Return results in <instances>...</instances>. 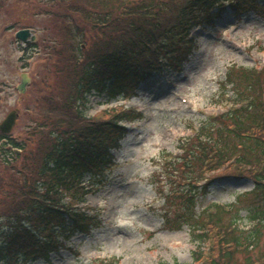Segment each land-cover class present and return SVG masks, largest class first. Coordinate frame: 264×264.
Masks as SVG:
<instances>
[{
  "label": "trees",
  "instance_id": "16d2710c",
  "mask_svg": "<svg viewBox=\"0 0 264 264\" xmlns=\"http://www.w3.org/2000/svg\"><path fill=\"white\" fill-rule=\"evenodd\" d=\"M255 9L264 11V0H18L15 24L25 27L28 10L49 18L52 36L41 48L49 68L24 110L27 130L0 133V264L50 261L64 240L99 226L86 198L107 182L126 123L140 115L120 109L86 119L87 96L105 95L107 103L135 96L156 74L180 70L194 29L228 10ZM228 86L226 112L191 127L179 152L162 156L163 228L189 229L195 264H264V66H230L222 93ZM220 170L217 178H248L253 189L197 212ZM242 209L249 228L238 223Z\"/></svg>",
  "mask_w": 264,
  "mask_h": 264
},
{
  "label": "rangeland",
  "instance_id": "374dc122",
  "mask_svg": "<svg viewBox=\"0 0 264 264\" xmlns=\"http://www.w3.org/2000/svg\"><path fill=\"white\" fill-rule=\"evenodd\" d=\"M0 13V123L16 110L18 117L12 137L27 130L24 110L36 97V85L48 67L42 44L51 39L49 18L26 11L25 27L36 35V46L22 48L14 34L20 28L18 0H4ZM193 48L187 52L180 70L165 69L162 74L142 83L130 100L107 103L105 95L87 96L84 116L97 119L120 109L135 110L140 117L126 123L128 134L121 149L114 152L115 166L105 186L86 198L85 208L97 215L99 226L90 234H76L64 240L50 261L26 264H194L189 229L163 228L162 209L168 187L159 175L160 161L166 153L176 155L178 141L189 135L209 117L229 107L234 97L231 86L220 83L230 66L261 69L264 66V11L255 9L241 15L229 10L208 27L194 29ZM30 83L23 94L16 87L21 75ZM213 173L209 191L199 197L196 211L213 204L231 205L239 195L253 189L248 178ZM161 174V173H160ZM157 181V182H155ZM203 184L201 181L199 184ZM238 223L251 227L246 211ZM264 243V228L261 244ZM256 253V252H255Z\"/></svg>",
  "mask_w": 264,
  "mask_h": 264
},
{
  "label": "water",
  "instance_id": "95a60500",
  "mask_svg": "<svg viewBox=\"0 0 264 264\" xmlns=\"http://www.w3.org/2000/svg\"><path fill=\"white\" fill-rule=\"evenodd\" d=\"M15 37L20 40V42L24 45V44H28L32 41H34L36 39L35 35L31 34V31L29 29H22L19 30L16 34ZM28 37H30V39L28 40ZM29 83V78L27 77L26 74H22L21 75V82L20 84L17 86V90L19 93H24L25 89H26V85ZM16 118H17V113L16 111H11L8 113V115L6 116V118L2 121V123L0 124V131L2 133H10L11 130L13 129V127L15 126V122H16Z\"/></svg>",
  "mask_w": 264,
  "mask_h": 264
}]
</instances>
